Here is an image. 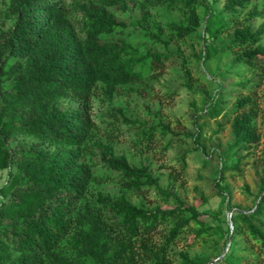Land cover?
I'll use <instances>...</instances> for the list:
<instances>
[{
	"label": "trees",
	"instance_id": "16d2710c",
	"mask_svg": "<svg viewBox=\"0 0 264 264\" xmlns=\"http://www.w3.org/2000/svg\"><path fill=\"white\" fill-rule=\"evenodd\" d=\"M252 1L211 0L221 3L214 9L206 1L195 0H90L78 7L83 34L79 39L54 0H0L5 5L0 7V172L5 176L0 186V264H171V246L187 232L191 244L214 245L216 258L230 238L215 264H264V156L257 205L232 212L231 230L221 216L223 209L231 207L228 186L220 183L225 173L238 171V154L248 153L258 141L248 95L238 96L230 106L231 141L219 153L220 168L213 182L220 204L215 214L186 205L158 186L159 177L151 175L148 166L130 164L101 142L94 143L100 163L120 176L122 191L139 193L153 187L172 206L137 207L124 195L99 193L94 199L99 208L93 210L82 203L93 180L91 168L80 162L83 147L92 138L88 103L96 87L101 85V95L108 101L124 86L144 89L170 56H177L167 49L171 42L197 35L202 28L198 59L205 62L233 52L226 73L239 76V69H263L264 22L255 27L252 20L263 18L264 8L243 13ZM199 7L205 14L203 26ZM154 8H178L184 15L182 22L166 24V38L151 32L149 10ZM129 12L137 15L134 28L118 20L119 14L127 17ZM130 33L147 38L162 51L138 49L120 38L102 39ZM183 72L187 84L189 75ZM222 83L209 96L208 109L200 118L227 113L223 96L228 93ZM254 84L255 79H246L238 85L249 92ZM114 113L123 123L136 124L124 118L121 109ZM196 127L199 132L200 126ZM158 130L162 138L173 136L169 126L159 125L144 129L141 137L149 144ZM198 147L204 152V147ZM184 159L182 155V170ZM199 196L200 204L206 203V197ZM207 217L216 226L207 223ZM221 232L226 238L219 246L213 236ZM239 237L247 240L251 260L239 254L242 248L235 241ZM176 257L180 264L210 262L206 256L190 258L184 251Z\"/></svg>",
	"mask_w": 264,
	"mask_h": 264
},
{
	"label": "rangeland",
	"instance_id": "374dc122",
	"mask_svg": "<svg viewBox=\"0 0 264 264\" xmlns=\"http://www.w3.org/2000/svg\"><path fill=\"white\" fill-rule=\"evenodd\" d=\"M195 1L200 4L206 1L214 9L221 7L220 2L212 4L211 0ZM54 2L64 11L76 36L83 39L79 23L82 12L78 7L89 4L90 0H54ZM0 7L4 9L5 5L0 4ZM252 7L262 10L264 0L252 1L243 13ZM111 11L114 12V8H111ZM198 14L203 26L205 14L202 7H199ZM149 15L151 32L159 33L162 38L167 37L165 26L168 22H182L184 18L178 8L171 10L154 8L149 10ZM136 18L137 15L130 12L127 17L118 15L119 21L127 22L132 28L136 27ZM263 22L264 17L256 18L252 20V25L256 27ZM8 24L9 22H6L3 28ZM201 32L202 28L198 29L197 35L171 42L167 49L177 56H170L158 77L148 86H144V89L124 86L118 89L111 101L101 95V85L93 91L88 103V114L93 126L92 138L83 147V159L80 160L90 166L93 180L83 204L97 210L99 206L94 203V199L100 193L110 197L124 195L137 207L151 209L156 206L162 208L172 206L171 202L165 201L153 187L145 188L139 193L122 191L120 176L100 163V152L94 143L101 142L109 144L115 156H125L130 164L136 167L148 166L151 175L159 177L158 186L176 195L186 205L196 206L199 212L217 213L220 204L219 198L214 195L213 182L217 179L220 168L219 153L225 150L231 141L229 122L233 113L230 112V106L238 96L248 95L252 98L251 104L255 113L253 122L258 141L247 150L248 153L243 151L238 154V157H241L238 171L225 173V180L220 183L228 186L229 204L233 209V211L223 209L221 216L224 226L231 230L230 216L235 210L246 211L256 205L260 195L258 178L264 156V68L255 72L239 69L238 71L242 72L239 76L226 73L225 70L234 56L233 52L226 55L217 54L208 61H201L198 59L203 44L198 36ZM117 38L125 40L138 49L162 51L157 44L135 33L102 37L105 42ZM261 43L264 45V37ZM183 70L189 75L187 84L184 83ZM246 79H255V84L249 87V92L242 90L238 85ZM220 80L224 82L222 86L228 93L223 96L227 102L223 110L227 113L225 116L200 118L199 116H203L208 109L209 96L216 92ZM117 109L122 110L124 118L136 124L123 123L114 113ZM159 125L169 126L173 136L168 134L162 138L158 130L153 135L152 142L147 144V141L141 137V132ZM196 126H200L199 132L196 131ZM197 145L204 147V152H201L199 147L196 150ZM182 155H185L183 170L180 164ZM4 177L0 172V186L4 182ZM200 194L206 197V203L200 204ZM204 219L207 223L216 226V223L208 217ZM213 238L221 246L226 237L225 233L221 232ZM192 241V235L187 232L171 246V264H180V260L176 257L180 251L186 252L190 258L201 255L208 257L210 261L217 259V251L210 242L202 244L197 241L191 244ZM235 241L238 242V249L242 248L241 252L238 251L239 254L246 260H251L252 255L246 251L248 250L246 247L249 246L247 240L239 237Z\"/></svg>",
	"mask_w": 264,
	"mask_h": 264
},
{
	"label": "water",
	"instance_id": "95a60500",
	"mask_svg": "<svg viewBox=\"0 0 264 264\" xmlns=\"http://www.w3.org/2000/svg\"><path fill=\"white\" fill-rule=\"evenodd\" d=\"M262 194H264V192H263ZM260 198H261V196H259V198H258V200H257V203H258V201L260 200ZM257 203H256V205H257ZM256 205H255V206H256ZM230 211H233V209H231ZM229 242H230V238L228 239V241H227V243H226V246H225V249H224V251L222 252V254H221L216 260L210 261V262L207 263V264H214V263H216L220 258H222L223 255L225 254L226 250H227V247H228V245H229Z\"/></svg>",
	"mask_w": 264,
	"mask_h": 264
}]
</instances>
